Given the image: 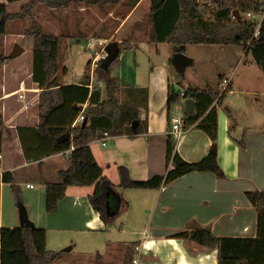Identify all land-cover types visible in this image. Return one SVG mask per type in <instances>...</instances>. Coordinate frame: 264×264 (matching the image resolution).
Returning a JSON list of instances; mask_svg holds the SVG:
<instances>
[{"label": "crops", "instance_id": "obj_1", "mask_svg": "<svg viewBox=\"0 0 264 264\" xmlns=\"http://www.w3.org/2000/svg\"><path fill=\"white\" fill-rule=\"evenodd\" d=\"M18 1L22 0L13 2L0 0L7 5ZM144 1L114 2L119 7L130 6L132 10L118 23L117 32L121 30L129 43L120 46L119 56L111 69L113 75L118 78V84L148 88V105L140 106V116L146 121L143 124L145 130L135 136L114 135L106 131L91 143V148L96 160L102 165L104 174L118 185L112 188L110 195L113 211H118L117 216L126 220L123 227H129L131 234L142 235L134 244V250H138L139 255L136 256L131 249L132 264H218L217 247L211 248L196 240L176 235L188 229L201 227L210 229L218 236L258 235V211L247 192L264 190V87L238 90L240 94L247 95L246 98L239 97L241 108L251 111L246 118H242L238 111L233 113L229 107L220 106L217 100L212 104L217 109L218 161L225 173L224 177H219L212 171L195 170L159 188L125 187L137 190L135 197L141 199V203H134L125 196L126 193H120V188L124 187L119 185L120 166L125 167L128 176L134 180L149 179L154 175L167 173L166 154L170 135L175 139L176 151L185 160L199 161L209 152L214 140L206 129L197 124L203 116L186 127L184 118L188 111L184 103L185 98L168 109L170 84L181 83L183 88L211 86L220 91L231 87L230 91L237 93L236 88L233 89L235 76L231 70L227 72L219 70L221 77L218 87L214 86L209 80L211 75L209 62L204 67H194L190 76L185 75L184 81L180 80L178 77L180 70L172 61L176 52L173 45L169 42L157 43L151 39L150 21L145 25L142 19H129ZM149 2L152 5V0ZM132 45L138 48L133 49ZM141 45L146 48L144 61L137 57V51L142 49ZM222 50L225 48L222 47ZM184 52L187 54L186 48ZM248 52L244 48L239 61L245 58ZM71 54L70 51L66 63L59 67L55 75L58 83L61 85L87 83L90 87L89 97L85 102L79 103L83 108L90 104L91 94L94 101L105 99L107 97L105 81L94 71L96 65L92 60H88L82 70H77L74 63L76 59L72 60ZM188 56L191 58L189 64H192L194 58ZM29 64L32 68L28 78L21 79L22 73L18 69H14L11 76L7 65H4V80H0V85H3L0 87V112L4 121L0 152V264L21 262L28 264L26 254L23 252L20 232L22 226L18 213L14 211L10 220L4 217V192L6 189V194H9L7 186L10 185L9 182L2 180L5 171H12L15 181L20 185L25 183L18 178L21 170L22 173L28 170L34 177V183L26 182V187L32 189V191L29 189L27 197L31 195L32 198L31 215L36 219L35 227L46 230L47 249L63 243L62 240L54 239L55 241L48 247L49 238L53 237L52 232L81 231L83 235L87 234L86 237H92L93 234L110 232L112 230L110 223L117 219L116 216L110 223H106L100 211L93 206L90 194L95 189L94 185L69 186L66 195L59 200L58 208L53 212L46 210V182L60 181L59 172L70 166L71 150L36 158L37 154L50 149L52 145L45 142L36 129L40 121L38 104L42 88L33 78V50ZM189 64L186 65L184 72ZM88 66H91V74L87 72ZM9 76L12 79V87L7 84L6 79ZM224 78L229 79L228 84L224 82ZM196 106L197 100L193 112H196ZM175 107H183V113L181 115L175 113ZM82 111L84 112L83 109ZM173 116L182 119V132L178 136L172 131ZM237 128L244 129L241 140L230 134ZM242 140L245 142L244 145L240 144ZM108 239L106 249L124 247L113 236L110 235ZM233 242L228 241L229 244ZM134 259H137V262H134Z\"/></svg>", "mask_w": 264, "mask_h": 264}, {"label": "trees", "instance_id": "obj_2", "mask_svg": "<svg viewBox=\"0 0 264 264\" xmlns=\"http://www.w3.org/2000/svg\"><path fill=\"white\" fill-rule=\"evenodd\" d=\"M10 2L17 0H8ZM72 0H29L22 4L18 11H9L7 4L0 2V33L5 34L9 20L25 18L32 15L37 3L49 6L67 5ZM75 3L86 1L98 4L102 0H74ZM235 9L241 12V19L234 17ZM261 3L257 0H215L214 5L198 4L195 0H152L150 22L152 25L151 39L154 42H169L175 51H184L189 43L206 44H243L251 38L253 23L244 19L242 14L247 11L260 10ZM28 33L34 35V70L33 78L42 88L39 97V117L37 126L39 135L45 142L52 145L50 149L37 154L36 158L51 155L70 149V166L59 172L60 181L46 182V210L53 212L58 208L59 200L66 195L72 185H94L90 201L100 211L101 217L110 223L118 214L113 211L110 195L113 187L118 186L103 172L102 165L96 160L91 143L108 131L114 135L127 134L135 136L145 130L146 123L140 116V106L148 105V88L143 86L128 87L118 84L117 76L112 73L111 61L103 63L98 69L105 81L107 97L93 100L83 108L79 103L85 102L90 93L87 83L61 85L55 75L59 69L60 36L47 33L39 26H33ZM127 42H122L125 46ZM256 62L264 70V22L260 28L258 39L248 48ZM9 57V56H7ZM0 55V69L5 61ZM231 89V87L229 88ZM224 91L215 90L211 86L205 88H183L181 83L170 84L168 109L182 98L197 100L196 112H186L185 126L197 123L206 129L213 138L208 154L199 161H188L176 151L173 135L168 137L167 164L168 171L163 175H154L149 179L134 180L126 173V168L119 167L121 173L120 186L136 188H159L164 184L191 171H212L219 177L225 173L218 161L217 109L212 106L220 102L226 95ZM125 93V97L122 94ZM84 110L86 125L75 124L76 117ZM207 112V113H206ZM205 114V115H204ZM139 123L136 125L135 120ZM133 122L128 125V122ZM3 115L0 112V152L3 140ZM244 145V140L240 141ZM172 165V167H170ZM2 180L9 182L16 196L17 203L22 200L20 185L15 181L12 171H5ZM1 188V183H0ZM250 201L258 211L259 232L256 237H227L215 235L205 227L188 229L176 236L190 238L208 247L219 250L218 264H264V190L247 192ZM21 239L23 251L29 264H54L65 252L46 248V230L39 227H22ZM228 241H234L228 243Z\"/></svg>", "mask_w": 264, "mask_h": 264}, {"label": "rangeland", "instance_id": "obj_3", "mask_svg": "<svg viewBox=\"0 0 264 264\" xmlns=\"http://www.w3.org/2000/svg\"><path fill=\"white\" fill-rule=\"evenodd\" d=\"M27 1L29 0L12 3L7 5V8L9 11H18L21 9L22 4ZM114 2L115 0H102L98 4H88L86 1L75 3V1L72 0L67 5L54 7L40 2L34 7L32 15H28L25 18L9 20L6 33H0V55L6 57L0 69V80H4V65H7V70H9L11 76H13V70L18 69L22 73L21 79L29 77L32 68L29 62L34 45V35L28 33V30L34 25L39 26L44 32L54 33L60 36L59 67L66 63L69 58L68 54L71 51V59H76H74L76 69L82 70L87 65L88 60H92V50L89 47V43L97 38H105L109 44L116 41L120 46H123L121 45L122 42H127L126 45H128L129 40L125 38L124 34L121 33V30L117 32V28L120 19H124L125 16L128 15V12L130 13L132 7H119ZM150 12V2L149 0H145L129 19H142L146 25L149 23L147 21H150ZM242 16L244 19L247 18V15L244 13ZM16 42L24 45L26 48L25 52L19 57H7ZM141 46L142 49L137 51V57L138 59L142 58L144 61L146 48L144 45ZM222 47H224L225 50H222ZM132 48L137 49L138 47L132 45ZM244 48L246 49L247 47L243 44L222 45L189 43L186 45V52L194 58V64H189L185 72H178V77L180 80H183V76H190L193 73L194 67H204L207 62H209L210 64L208 65V68L211 73V75H209V80H211L214 86L218 87V82L221 77V71L219 70H222V72L231 70L235 76V87H233V89L236 88L235 90L237 93H232L230 89H228L226 95L220 101V106L224 108L229 107L233 113L238 111L242 118H246L251 114V111L241 108L239 97L244 96L246 98L247 95L246 93L240 94L238 90L255 89L260 86H262L260 88H263L264 70L256 62L250 51L245 58L239 61ZM97 65H99V63ZM97 65L95 66L94 71L98 77H101L102 75ZM88 71L91 74V66L87 67V72ZM6 80L8 86L12 87L13 84L10 76L7 77ZM197 81L202 82L200 79ZM2 86L3 85H0V87ZM122 97H125V93L122 94ZM183 111V107L174 108V112L178 115H181ZM27 171L22 173L21 170V173L18 174L19 180L25 182L22 185L18 184L21 188L22 200L28 208L31 219L35 221V217L31 215V195L30 197L29 195L27 197V194L30 190L32 191V189L26 187V182L29 181L34 183V177L31 172ZM136 191L137 190L133 188L128 189L123 187L120 188L119 192L126 193L125 196H128V198L134 203H141V199L135 197ZM7 192L9 194H6L5 189L4 217L10 220L15 211V213H18V219L20 222L19 207L11 185L7 186ZM124 222H126L125 219L117 216V219L110 223V227H112L110 228L112 229L110 232L93 234L92 237H86L87 234L83 235V232L81 231L52 232L51 236L53 237L49 238L50 242L48 241V247L51 246V242H54L55 240H62L63 243L56 247H49V249L62 251L67 246L71 247V250L65 252L62 258L54 264H132L133 259L130 254L133 250V253H135L136 256L139 255V251L134 250V244L142 235L140 233L131 234L129 227H123ZM110 235L120 241L119 243H122L124 247L121 248L120 246H116L106 249V243L109 242L107 240H109L108 238ZM26 259L28 260L27 256ZM20 264H22V262Z\"/></svg>", "mask_w": 264, "mask_h": 264}, {"label": "water", "instance_id": "obj_4", "mask_svg": "<svg viewBox=\"0 0 264 264\" xmlns=\"http://www.w3.org/2000/svg\"><path fill=\"white\" fill-rule=\"evenodd\" d=\"M234 17L237 19H241V12L239 9H235L234 11ZM25 51L24 45H22L19 42H16L13 46L12 51L9 53V58H15L20 56ZM108 51L109 55L107 58L103 60V63L113 60L117 57V55L120 52V44L116 41L110 43L108 45ZM172 61L174 65L180 70L184 71L186 68V65H188L191 62V58L184 52V51H176L173 54ZM186 111L193 112L195 109L196 100L194 98L188 97L184 99ZM87 119L84 120L83 124L86 125ZM135 124L137 125L139 123V120L136 119ZM243 128H237L231 131V136L234 137L237 140H241L243 138ZM19 207V217H20V224L22 227H35V221L31 219L29 215L28 208L26 204L23 201H20L18 203ZM71 250V247H65L63 251H69Z\"/></svg>", "mask_w": 264, "mask_h": 264}, {"label": "built area", "instance_id": "obj_5", "mask_svg": "<svg viewBox=\"0 0 264 264\" xmlns=\"http://www.w3.org/2000/svg\"><path fill=\"white\" fill-rule=\"evenodd\" d=\"M198 4L206 5V6H212L215 3V0H195ZM261 3V9L260 10H253V11H247L244 14L247 15V20L251 21L253 23L254 32L251 36V38L247 41L246 44V50H248L249 45L258 39L260 35V28L262 26V23L264 22V0H257ZM108 41L105 38H97L95 40H92L89 43V47L92 50V62L94 65H97L100 63L102 59H105L109 55L108 51ZM225 83H229L228 78H224ZM225 88L221 91H224ZM85 120V114L82 111L76 118L75 124H80ZM133 122H128V125H132ZM172 131L175 136H178L182 132V119L179 116H173V128ZM105 143V142H104ZM134 262H137V259H134Z\"/></svg>", "mask_w": 264, "mask_h": 264}]
</instances>
